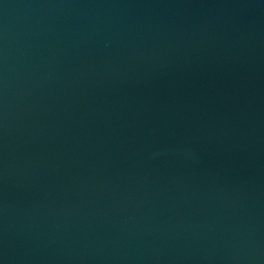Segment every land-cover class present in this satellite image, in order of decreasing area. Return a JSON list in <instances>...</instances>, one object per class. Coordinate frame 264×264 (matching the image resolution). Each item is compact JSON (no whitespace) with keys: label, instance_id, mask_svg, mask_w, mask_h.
<instances>
[{"label":"water","instance_id":"1","mask_svg":"<svg viewBox=\"0 0 264 264\" xmlns=\"http://www.w3.org/2000/svg\"><path fill=\"white\" fill-rule=\"evenodd\" d=\"M0 264H264V0H0Z\"/></svg>","mask_w":264,"mask_h":264}]
</instances>
